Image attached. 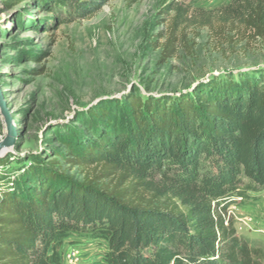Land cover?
Wrapping results in <instances>:
<instances>
[{
    "label": "trees",
    "instance_id": "obj_1",
    "mask_svg": "<svg viewBox=\"0 0 264 264\" xmlns=\"http://www.w3.org/2000/svg\"><path fill=\"white\" fill-rule=\"evenodd\" d=\"M34 1L62 24L108 0ZM161 15L162 62L187 46L191 27L264 46V0H170ZM83 126L49 127L59 145L45 155L0 158V264H62L73 235L106 240L105 264H264L228 209L245 178L264 188L263 70L174 95L135 88L92 105ZM13 158L20 173L7 170ZM66 165L95 172L78 179Z\"/></svg>",
    "mask_w": 264,
    "mask_h": 264
},
{
    "label": "rangeland",
    "instance_id": "obj_2",
    "mask_svg": "<svg viewBox=\"0 0 264 264\" xmlns=\"http://www.w3.org/2000/svg\"><path fill=\"white\" fill-rule=\"evenodd\" d=\"M169 1L108 0L91 17L58 24L34 0H0V88L17 132L8 154L26 159L52 151L59 144L52 142L49 127L83 128L85 112L99 98H121L135 88L143 95H174L216 76L264 71L260 42L217 39L207 27L189 28L187 46L162 62L164 39L158 35ZM230 1L185 3L212 9ZM6 134L0 112V141ZM22 167L13 158L7 170L20 173ZM66 167L78 179L95 172ZM228 201L238 232L264 248V188L245 178ZM107 252L106 240L73 235L61 248L62 264H105Z\"/></svg>",
    "mask_w": 264,
    "mask_h": 264
},
{
    "label": "water",
    "instance_id": "obj_3",
    "mask_svg": "<svg viewBox=\"0 0 264 264\" xmlns=\"http://www.w3.org/2000/svg\"><path fill=\"white\" fill-rule=\"evenodd\" d=\"M101 99L103 98L97 99L96 103ZM0 112L4 118L6 124V130H7L6 136L0 141V158H2L6 156L8 153L12 152L16 143L17 132L11 113L9 111L3 93L1 91V88H0Z\"/></svg>",
    "mask_w": 264,
    "mask_h": 264
},
{
    "label": "built area",
    "instance_id": "obj_4",
    "mask_svg": "<svg viewBox=\"0 0 264 264\" xmlns=\"http://www.w3.org/2000/svg\"><path fill=\"white\" fill-rule=\"evenodd\" d=\"M73 255H74V254H73ZM73 255H72V256H73ZM72 261H73V260H72Z\"/></svg>",
    "mask_w": 264,
    "mask_h": 264
}]
</instances>
